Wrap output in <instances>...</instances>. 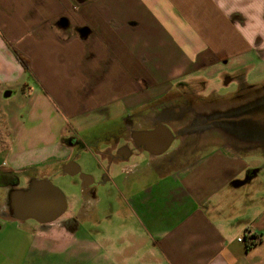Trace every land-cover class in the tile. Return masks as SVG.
I'll return each mask as SVG.
<instances>
[{
    "label": "crops",
    "instance_id": "1",
    "mask_svg": "<svg viewBox=\"0 0 264 264\" xmlns=\"http://www.w3.org/2000/svg\"><path fill=\"white\" fill-rule=\"evenodd\" d=\"M263 83L264 0H0V106L22 101L0 112V264H264L253 148H186L188 133L157 156L172 135L143 117L125 140L101 129L173 93ZM59 175L65 213L20 218L32 182Z\"/></svg>",
    "mask_w": 264,
    "mask_h": 264
},
{
    "label": "flooded vegetation",
    "instance_id": "2",
    "mask_svg": "<svg viewBox=\"0 0 264 264\" xmlns=\"http://www.w3.org/2000/svg\"><path fill=\"white\" fill-rule=\"evenodd\" d=\"M264 86V85H263ZM260 91L261 86H247L244 84L240 85L238 91L236 92V95L233 96H224V97H203L198 95L195 91L192 89L184 90L182 92H179L177 94L173 93L165 98L157 99V103L154 105L149 106L147 109L143 111L140 115H134L130 116L127 119L117 121L110 123V127L108 128L111 135L117 136L119 135L121 139L125 140L124 135L128 133V127H130L134 121L135 117H143V119L148 120V123L144 125V127L141 126V129H148L153 130L156 127H158L160 124L167 125L171 131L174 134V139L172 143L178 139L183 140V138H176L178 136H184L188 133H193L195 135H200L202 132L206 131L207 133L212 129H217L220 126H223L226 128V126L231 125V130L226 129L227 134L234 135V139H239L240 141L244 140L243 133L241 130H239L237 127H235L233 121L227 122L225 121L226 116H233L236 112L240 110V108H243L242 105L249 104L252 101H259L260 97ZM198 102H204L209 101L208 106L213 105L212 112L211 113H205V114H198L193 119L194 120H187L184 125L181 123V118L188 115L191 111L194 105ZM222 101H234V110L231 114H227L228 111H220L218 110V105ZM181 105L175 106L174 103H180ZM183 106V108H182ZM178 109V110H177ZM214 111V112H213ZM229 123V124H228ZM234 127V128H232ZM132 127V131H133ZM230 131V132H229ZM233 138V137H232ZM236 139V140H237ZM254 141V140H253ZM251 142L249 145H246L244 147H241L235 142H227L223 146H229L233 149H244L246 148H254V146H251V144L257 143V142ZM81 143V142H80ZM171 143V145H172ZM185 144V143H184ZM191 143H188V145ZM82 145V144H81ZM126 143H123L121 148H124ZM170 145V147H171ZM187 146V145H186ZM169 147V148H170ZM158 156V155H157ZM82 173V171L80 172ZM87 177V175H83Z\"/></svg>",
    "mask_w": 264,
    "mask_h": 264
},
{
    "label": "rangeland",
    "instance_id": "3",
    "mask_svg": "<svg viewBox=\"0 0 264 264\" xmlns=\"http://www.w3.org/2000/svg\"><path fill=\"white\" fill-rule=\"evenodd\" d=\"M263 85H264V83H263ZM263 85H261L259 101H252L249 104L242 105L243 108H240V110L236 113L247 110L248 108H250L251 106H253L257 102L260 103V101L261 102L264 101V86ZM256 86L259 87V85H256ZM239 87L240 86H238V87L222 86L220 89H216L217 85L211 84V85H208V87H206V89L201 90V91L204 94V97H209V98L210 97L218 98V97H224V96L228 97L230 95L233 96V94L236 95V92L238 91ZM39 91L40 90L37 87V91H35V93L36 92L39 93ZM11 99H12V101H10L9 106H7V107H1L0 106V112H6V111L9 112L10 110H13V109L16 111H19V106L21 105L22 101L19 100L17 94L12 96ZM208 103H210V102L209 101H204V102L203 101L202 102L197 101V104L194 105V107L192 108V111L188 115H186L185 117L181 118L180 124L184 125L185 123H187L186 122L187 120H194L193 118L198 114L211 113L213 105L210 104V106H208ZM234 104H235L234 101H222L218 105V110L228 111L226 113L231 114L232 111L235 110L234 106H233ZM182 108H183V106H182ZM230 109H234V110H230ZM24 112H25V110H24ZM230 127H231V125H230ZM230 127L226 126V128H225L223 126H220L217 129L214 128V129L210 130L208 133L206 131H204L200 135L191 134L188 138L184 139V141H185L184 145L186 148L188 146H192L194 148L197 147V148L204 149V148H208L209 146H212V147L223 146L227 142H235L238 145H240L241 147H244L246 145H249L253 140H254L253 142L258 141L257 143L251 144V146H254V148H253L254 151H253V154H251V156H249L247 158L254 160L255 163L257 162V166L260 169L259 178H263V180H264V134L263 135L255 134L254 135L253 131H252L253 133H251V132L247 131V129L245 127H243L246 132H248L249 134H253V135H249V134H246L244 131H241L243 133L242 135L244 137V140L240 141L237 138H236L237 140L234 139V135L233 134L230 135V133H231L230 131H229L230 133L227 134L226 129L231 130ZM235 127L238 128L237 125H235ZM232 128H234V127H232ZM101 129H108V128L105 126V127H102ZM94 133H95V131H94ZM92 135H93V132H91V131H89V132L87 131V133H85V137L87 139H91ZM62 143H63V141H62ZM188 143H191V144L188 145ZM247 149H249V148H247ZM186 150L183 148V151H186ZM89 155L90 154L88 152H86L85 150H83L81 148L80 144L78 146H74L73 157H76V156L78 157V163L82 167L83 173H87V174H91L88 172L92 171V168H88L86 166V163L90 160ZM97 175H98V172H97ZM65 177L66 176L59 175L57 178H53L52 180H53V183L56 184L61 189L63 194L65 196H67L69 191H68V188L66 187V185L64 184ZM101 178H102V176H101ZM79 180L80 179L78 177L77 181H79Z\"/></svg>",
    "mask_w": 264,
    "mask_h": 264
},
{
    "label": "water",
    "instance_id": "4",
    "mask_svg": "<svg viewBox=\"0 0 264 264\" xmlns=\"http://www.w3.org/2000/svg\"><path fill=\"white\" fill-rule=\"evenodd\" d=\"M87 30L84 29L83 35L86 36ZM6 95H9L7 93ZM225 121L235 122L234 124L238 126L239 130L244 131L246 134H249L244 130L243 127L247 129V131L253 133L254 135H263L264 134V101L260 103L257 102L250 108L245 111H241L239 113H235L233 116H226ZM229 124V123H228ZM252 128V129H251ZM256 128V129H255ZM156 130H165L172 135L165 143H163L161 149L155 155L164 154L170 147L174 134L171 129L165 125L160 124L156 127ZM155 130H149V132H153ZM253 131V132H252ZM253 135V134H249ZM64 171H67L64 169ZM68 174H72L68 172ZM47 191L52 200L44 202L46 207L50 210L49 213L45 215L43 213L42 208L44 203L41 201L44 197L41 195L42 191ZM26 193V202L27 208L23 209L21 212L22 219H34L40 223H51L56 221L59 217H61L66 209V198L61 189L52 183L49 179H44L40 181L34 180L29 189H27ZM41 200V201H40Z\"/></svg>",
    "mask_w": 264,
    "mask_h": 264
},
{
    "label": "trees",
    "instance_id": "5",
    "mask_svg": "<svg viewBox=\"0 0 264 264\" xmlns=\"http://www.w3.org/2000/svg\"><path fill=\"white\" fill-rule=\"evenodd\" d=\"M22 59V58H21ZM63 141V143H67V142H71V139L70 138H62L61 139V142Z\"/></svg>",
    "mask_w": 264,
    "mask_h": 264
},
{
    "label": "built area",
    "instance_id": "6",
    "mask_svg": "<svg viewBox=\"0 0 264 264\" xmlns=\"http://www.w3.org/2000/svg\"><path fill=\"white\" fill-rule=\"evenodd\" d=\"M238 241H243V237H239L238 239H237ZM257 239L254 237V238H252V241H256Z\"/></svg>",
    "mask_w": 264,
    "mask_h": 264
}]
</instances>
